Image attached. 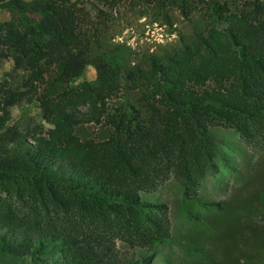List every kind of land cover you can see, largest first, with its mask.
<instances>
[{"label":"trees","instance_id":"1","mask_svg":"<svg viewBox=\"0 0 264 264\" xmlns=\"http://www.w3.org/2000/svg\"><path fill=\"white\" fill-rule=\"evenodd\" d=\"M171 1L185 16L195 7L194 0ZM202 1L212 23L205 30L123 73L107 55L98 85H73L90 63L81 6L45 0L38 24L23 25L29 6L9 1L19 21L0 25V45L11 49L2 54L27 77L22 87L1 89L0 109L39 104L52 126L0 131V264H150L155 246L172 239V222L167 203L141 193L170 177L181 186L187 217L199 219L192 205L223 208L200 197L198 187L219 169L211 126L232 128L247 145L264 149V3L245 0L233 10L226 0ZM39 30L49 36L42 40ZM56 69L65 85L52 94L43 84ZM121 75L140 91L145 116L129 98L109 104ZM103 121L113 128L107 139L76 133L80 123ZM119 240L148 253L124 255Z\"/></svg>","mask_w":264,"mask_h":264},{"label":"rangeland","instance_id":"2","mask_svg":"<svg viewBox=\"0 0 264 264\" xmlns=\"http://www.w3.org/2000/svg\"><path fill=\"white\" fill-rule=\"evenodd\" d=\"M9 1L0 0V25L19 21L18 10L12 8ZM20 1L29 6L21 19L22 24H38L43 17L39 3L45 0ZM62 1L77 3L87 17L84 32L90 63L84 77L74 80L73 85L83 80L98 85V65L108 60L107 55L120 62L121 72L137 65L148 66V54L170 55L196 32L212 24L208 4L202 0H194L195 7L188 16L171 0L154 3L146 0ZM226 1L233 10L244 8L245 0ZM48 36L47 32L39 30L42 40ZM10 51L0 45V97L2 88L22 87L27 77V71L16 66L12 56L2 54ZM47 77L44 91L53 94L64 87L65 82L59 78L57 69ZM115 83L109 104L129 98L145 116L147 112L139 100L140 91L128 87L122 75ZM0 123L3 124L1 132L29 124H40L45 131L52 126L39 104L28 101L0 109ZM112 130L105 121L76 126L81 139L104 140ZM211 130L220 151L216 156L219 169L203 178L198 194L204 199L220 200L223 208L192 205L199 219L187 217L180 207L181 186L175 177L155 189L142 191L144 199L167 203L172 222V239L155 246L150 264H264V149L247 145L232 128L213 125ZM118 245L122 254L136 259L148 253L144 248L132 249L121 240Z\"/></svg>","mask_w":264,"mask_h":264}]
</instances>
